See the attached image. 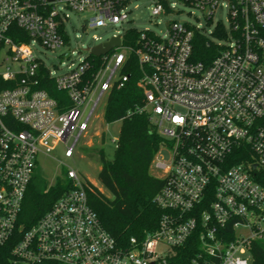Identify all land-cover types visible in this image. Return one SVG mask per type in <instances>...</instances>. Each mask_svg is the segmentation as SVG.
Masks as SVG:
<instances>
[{
	"label": "built area",
	"instance_id": "1",
	"mask_svg": "<svg viewBox=\"0 0 264 264\" xmlns=\"http://www.w3.org/2000/svg\"><path fill=\"white\" fill-rule=\"evenodd\" d=\"M133 1L0 0V249L16 236L12 264H170L195 232L191 264H250L251 242L264 239V185L256 180L264 177V0H151L152 17L182 3L207 23L222 12L226 20L210 35L188 22L171 21L161 35L130 27L100 56L90 49L112 37L93 36L99 43L61 73L35 54L36 46L69 43L70 12L99 28L127 21ZM129 29L138 32L133 46L123 44ZM196 33L216 46L207 64L193 58ZM130 54L141 69L137 111L162 137L149 167L162 181L153 198L162 210L157 228L139 243L130 238L127 249L117 246L88 203L86 182L68 170L73 187L24 230L18 217L38 153L63 142L72 154L101 99L127 81L120 69ZM44 77L68 105L39 88Z\"/></svg>",
	"mask_w": 264,
	"mask_h": 264
},
{
	"label": "trees",
	"instance_id": "2",
	"mask_svg": "<svg viewBox=\"0 0 264 264\" xmlns=\"http://www.w3.org/2000/svg\"><path fill=\"white\" fill-rule=\"evenodd\" d=\"M137 37L138 32L129 29L123 35V44L133 46ZM216 51V46L208 38L199 33L194 35L195 61L207 64ZM97 66L96 64L94 68ZM120 74L127 75V81L121 87L113 85L108 91L102 115L106 124L120 121L111 159H106L103 150H99L100 169L97 179L108 195L90 182H86V193L88 203L102 227L113 237L117 246L127 249L130 238L139 243L146 234L153 232L162 214V210L153 201L162 181L155 178L149 170L162 137L154 129L148 113L137 111L143 106L144 98L137 85L141 69L134 54L127 57ZM39 88L56 99L59 107L69 104L65 93L57 90L53 81L47 77L40 80ZM103 142L104 135L101 136V143ZM256 180L264 185V177ZM72 187V180L67 174L66 178L47 189L41 188L32 176L24 195L18 223L24 230L30 228ZM227 238L231 239V235ZM15 240L16 236L0 249V264H12L11 248ZM199 247V234L195 232L184 245L174 250L169 263L191 264ZM248 252L251 256L250 264H264V239L252 241Z\"/></svg>",
	"mask_w": 264,
	"mask_h": 264
},
{
	"label": "rangeland",
	"instance_id": "3",
	"mask_svg": "<svg viewBox=\"0 0 264 264\" xmlns=\"http://www.w3.org/2000/svg\"><path fill=\"white\" fill-rule=\"evenodd\" d=\"M151 6V0H135L130 5L131 11L128 13L127 21L119 24L106 22L103 27L99 28L88 27V15H76L70 12L73 28L69 31V43L54 50H45L36 46L35 54L52 71L61 73L65 72L70 64L77 65L88 54L87 48L104 42L114 34H121L130 27L138 31L148 30L161 35L165 33L167 24L171 21L188 22L210 35L219 19L223 23L226 20V15L222 12L215 15L212 21L207 23L199 10L182 3L175 4L174 13L152 17L150 15ZM83 24L85 30L82 29ZM93 36L100 38V41L94 42ZM105 99L106 96L99 102L88 122L86 131L76 141L70 156H65L66 146L63 142H58L48 154L38 153L33 178L40 184L41 188L47 189L55 185L57 181L66 178L68 170H72L82 182H90L105 195H108L97 179V173L100 169L99 150H103L106 159H111L115 147L112 139L117 138L120 121L111 124H106L103 121ZM102 135H104L103 143H101ZM72 141L73 139H69L67 144L71 145Z\"/></svg>",
	"mask_w": 264,
	"mask_h": 264
},
{
	"label": "water",
	"instance_id": "4",
	"mask_svg": "<svg viewBox=\"0 0 264 264\" xmlns=\"http://www.w3.org/2000/svg\"><path fill=\"white\" fill-rule=\"evenodd\" d=\"M120 43L119 37H112L109 41L96 45L90 49V53L94 56L104 55Z\"/></svg>",
	"mask_w": 264,
	"mask_h": 264
}]
</instances>
